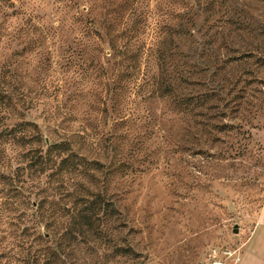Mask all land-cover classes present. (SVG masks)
I'll list each match as a JSON object with an SVG mask.
<instances>
[{
	"label": "rangeland",
	"instance_id": "obj_1",
	"mask_svg": "<svg viewBox=\"0 0 264 264\" xmlns=\"http://www.w3.org/2000/svg\"><path fill=\"white\" fill-rule=\"evenodd\" d=\"M72 1L83 11L82 17L78 16L83 22L109 19L118 8L123 15L135 9L136 15L150 24L140 36L145 46L153 41L152 30L161 14L171 19L212 2L215 11L211 20L207 19L220 21L215 25L223 26L224 45L233 50H221V55L236 57L253 50V62L246 61V66L232 62L220 72L226 83L230 77L233 83L238 80L232 93L224 97L223 116L210 121L224 125L222 131L209 126L188 128L177 120L171 134L165 136L166 143L157 149V165L118 182L117 206L125 226L118 248H128L133 254H116L107 234L94 246L81 244L75 249V259L68 257L65 264H82L89 258L95 264H239L243 253L247 254L244 264H264V0ZM69 2L0 0V83L18 88L15 93L25 96L27 103L21 114L38 124L50 115L60 120L62 107L69 108L66 78L71 73L66 72L62 58L66 39L79 37L76 25L71 28L73 33L66 35L67 22L76 13L68 10ZM242 22L249 29L235 28ZM125 37L117 38L120 49ZM83 47L89 49L90 43ZM103 50L108 54L106 44ZM152 59L151 52L148 66H156ZM123 61L120 66H133L130 58ZM117 62L116 57L109 64L116 66ZM74 75L81 102L90 103L92 80L87 74ZM75 111L81 117L85 112L94 117L93 110L83 105ZM1 131L0 254L3 248L14 250L10 232L18 213L28 209L27 200L18 205L15 193L23 180L16 176L21 160L17 155L22 149ZM111 180L101 176L97 183L105 188L107 198L114 185ZM91 182L92 189L96 180Z\"/></svg>",
	"mask_w": 264,
	"mask_h": 264
},
{
	"label": "trees",
	"instance_id": "obj_2",
	"mask_svg": "<svg viewBox=\"0 0 264 264\" xmlns=\"http://www.w3.org/2000/svg\"><path fill=\"white\" fill-rule=\"evenodd\" d=\"M77 6L72 0L67 6L76 13L67 22L66 35L76 25L79 37L69 36L65 41L62 61L71 73L66 78L69 108L62 107L60 120L53 115L43 118V124L26 120L20 112L26 97L15 93V86L0 83L1 135L22 149L16 176L23 180L15 193L18 205L28 203L10 232L14 250L3 248L0 264H65L66 258L75 259V249L81 244L94 246L107 234L116 254L132 255L130 249L118 248L125 227L117 206L118 182L157 165V149L166 143L177 120L188 128L209 126L222 131L224 125L210 121L223 116L224 97L238 80L233 83L230 77L226 83L220 72L232 62L236 66L253 62V50L236 57L221 55V50H233L224 45L223 26L215 25L220 21L209 22L215 11L212 2L171 19L161 14L152 30L153 41L146 46L140 36L150 24L135 9L123 15L118 8L109 19L96 23L81 21L78 16L83 11ZM196 15L203 18L198 20ZM236 25L237 29L249 27L244 22ZM119 37H125L122 49L116 46ZM82 39L90 43L89 49L85 50ZM151 52L156 66H148ZM116 57L119 62L110 66ZM129 58L133 66H120ZM77 73L92 80L90 103L81 102V91L74 83ZM82 105L92 109L94 117L87 112L81 117L75 111ZM3 120L14 122L3 124ZM101 176H110L114 182L108 198L105 188L97 184ZM82 264L95 262L89 258Z\"/></svg>",
	"mask_w": 264,
	"mask_h": 264
},
{
	"label": "crops",
	"instance_id": "obj_3",
	"mask_svg": "<svg viewBox=\"0 0 264 264\" xmlns=\"http://www.w3.org/2000/svg\"><path fill=\"white\" fill-rule=\"evenodd\" d=\"M262 208H264V206H262ZM262 208H261V210H262ZM260 212H261V211H260ZM260 212H259V214H258V216H257V218H256V222H257V219H258V217H259V215H260ZM256 222H255V224H256ZM251 236H253V231H252L250 237H251ZM250 237H249V238H250ZM251 251H252V247H250V249H249V252H251ZM246 256H247V254H246V255H245V253L242 254L239 264H244V260H245ZM245 261H246V260H245Z\"/></svg>",
	"mask_w": 264,
	"mask_h": 264
}]
</instances>
